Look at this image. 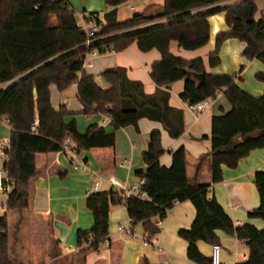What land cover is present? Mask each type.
Instances as JSON below:
<instances>
[{"label":"trees","instance_id":"obj_1","mask_svg":"<svg viewBox=\"0 0 264 264\" xmlns=\"http://www.w3.org/2000/svg\"><path fill=\"white\" fill-rule=\"evenodd\" d=\"M127 1L104 0L109 11L85 15L96 26L93 42L87 48L86 31L77 23L68 0H0V85L8 83L0 89V121L4 119L10 129L2 171L11 187L5 211L0 215V264L50 261L51 219L34 208L35 183L40 177L67 175V169L57 160L67 139L77 153H92L99 175L115 169V135L106 133L98 124L89 125L80 134L74 120L64 121L69 114L66 107L55 110L51 105V85L65 91L75 84L78 100L83 104L82 114L108 115L114 131L128 126L137 128L138 121L147 118L161 122L172 138H178L182 131V126L175 127L168 117L172 112V118L182 124L168 104L167 89L172 83L184 80L180 99L191 105L223 91L230 110L212 118L211 151L206 156L212 165L213 184L221 182L223 166L235 168L251 151L264 149V92L253 96L235 83V75L211 74L201 58L187 60L171 51L172 44L191 51L205 46L210 39L207 18L224 12L229 29L216 34L207 67L213 69L219 64V48L229 38L244 44V61L257 59L264 65V16L259 21L253 18L255 0L225 7L220 5L227 0H162L158 12L136 13L118 20L116 7ZM244 12L250 14V21L239 18ZM133 43L141 52L154 49L160 54V60L150 66L149 72L157 86L154 94L146 95L142 84L130 81L121 67L101 73L108 89L99 87L95 77L83 68L88 52L122 51ZM243 68L242 64L240 70ZM197 73L204 75L200 84L193 78ZM255 79L264 82V71L256 73ZM35 118L39 126L36 133H31ZM165 152L160 132L151 131L143 154L146 169L136 172L137 178L143 179L144 199H123L115 190L87 196L86 207L94 223L88 231L76 233L80 256L99 252L107 243L109 257H99L92 264H120L122 242L110 239L108 233L111 206L123 205L130 222L142 223L144 231L153 238L159 233L155 219H166L176 203L189 201L196 216L189 228L178 230V235L187 241L186 256L190 261L211 264L197 243L218 244L216 232L221 230L248 248V258L235 264H264V229L251 224L235 225L210 195L211 185L187 179L184 148L171 152L167 167L159 164ZM200 167L199 164L198 170ZM254 180L260 204L248 212V217L264 221V171H257ZM136 264L149 263L140 256Z\"/></svg>","mask_w":264,"mask_h":264},{"label":"crops","instance_id":"obj_2","mask_svg":"<svg viewBox=\"0 0 264 264\" xmlns=\"http://www.w3.org/2000/svg\"><path fill=\"white\" fill-rule=\"evenodd\" d=\"M74 8L77 23L83 28L95 27V23H89L85 19L87 13H99L100 15L111 8L105 5L104 0H68ZM132 0L116 7L118 20L130 18L128 12L135 11L136 7L130 4ZM141 1V0H137ZM243 0H227L220 5H237ZM162 4V0H161ZM143 7L151 9V0H144ZM131 6L134 9H131ZM256 13L253 18L259 21L264 14V0H255ZM145 14V13H144ZM150 14V13H147ZM224 12L209 16V50L212 52L215 45V37L218 32H226L229 27L225 22ZM244 44L238 39L229 38L219 48L220 62L210 69L203 58L195 53L185 52L172 44L171 51L181 55L187 60L201 58L206 71L211 74L235 75V83L241 89L253 96H261L264 92V82H258L255 74L264 71V65L257 59L244 61L241 54ZM160 60V54L154 50L141 52L133 43L122 51H106L95 57L89 58L90 66L83 68L95 77L99 87L108 89L107 83L101 73L108 68L121 67L126 71L130 81H138L142 84L144 93L152 95L157 91V86L150 78V66ZM243 64V70L240 66ZM184 80L174 82L167 89L169 93L168 104L176 113L174 116L182 120V124L168 117L175 127L182 126L181 135L172 138L161 122L142 118L138 121L137 128L128 126L114 131L111 120L103 114L83 115V104L77 97L76 85H70L67 90L59 91L55 85H51L50 103L55 110L65 106L69 112L64 119L66 123L71 120L76 122L77 130L84 134L89 125H102L105 132L115 135L116 165L110 173L98 174V165L91 152H79L78 159L85 165L86 170L74 169L71 158L64 153L58 152V162L67 169L64 178L58 176L40 177L35 183L36 193L34 208L38 212L48 214L51 219L49 230L51 258L47 264H92L99 257L108 258L109 250L107 243L100 247V251L81 257V250L77 246V231H88L94 223L91 211L86 207L87 196L92 192L115 190L109 183V178H114L123 187H131L138 183L136 172L146 169L143 154L146 152L150 132L157 130L161 134V146L166 151L160 158V166L167 167L171 164V152L179 147L185 150L186 175L189 181L196 180L211 185L210 195L223 208L224 212L232 219L235 225L251 224L256 229H264V221L258 218H249L248 212L257 208L260 197L255 185L254 174L264 171V149H256L250 152L246 158L241 159L235 168L222 167V180L216 184L211 181L212 165L206 156L210 153L211 121L216 115H221L230 110V104L225 99L223 91H219L212 105L196 119L188 107V104L180 99L184 88ZM8 83H2L0 89ZM224 100V101H222ZM10 129L5 120L0 121V151L1 145L9 142ZM73 145V144H72ZM5 156L0 155V168L4 163ZM200 164V169L199 168ZM96 183V185H94ZM11 191V189H10ZM7 193L0 195V215L5 211ZM195 209L191 202L176 203L167 212L166 219H155L159 233L150 238L144 231L142 223L132 224L127 216L123 205L111 206L108 212V233L110 239L122 242L123 252L120 264H136L140 256H144L149 264H195L187 256V241L178 235L179 229L189 228L195 219ZM60 221L68 228L65 240H59V231L54 227V222ZM120 226L131 228V233L119 230ZM218 244L222 247L221 260L224 264H235L248 258V248L235 236H230L218 230L216 232ZM197 247L201 254L209 258L211 244L198 242Z\"/></svg>","mask_w":264,"mask_h":264},{"label":"built area","instance_id":"obj_3","mask_svg":"<svg viewBox=\"0 0 264 264\" xmlns=\"http://www.w3.org/2000/svg\"><path fill=\"white\" fill-rule=\"evenodd\" d=\"M131 9H134L133 6H131ZM89 23H91L88 20ZM87 34V41L85 43L86 47L88 48L91 43L93 42V36H94V32H95V27H89V28H84ZM97 54H99L97 51H91L88 52L86 54V57L84 59L83 62V67L84 66H90L89 63V58L90 57H95L97 56ZM218 94V92L215 94L214 97H210V98H205L202 101H199L196 104H188L189 109L191 110L192 114L194 115V117L197 119L198 116L203 113L204 111H206L214 102V98L216 97V95ZM106 119H110V117L108 115H106ZM111 120V119H110ZM33 125L30 127V132L31 133H36L37 128L39 126V121L37 118H35V120L33 121ZM72 141L70 139H67L63 144H62V149H61V153H64V155L66 157H70L71 158V165L74 169H78L81 168L83 170H86L85 165L78 159V154L76 152V150L74 149L73 145H72ZM8 144L4 143L3 145H1V151H0V155L4 156V149L7 147ZM4 172V171H3ZM109 183L112 184L115 188H117L118 192L121 193L123 199H128L131 197H135L138 196L140 199H144L145 198V193L141 191V185H143V179H139L138 183H136L134 186L131 187H123L121 184H119L114 178H109ZM96 185V183L94 184ZM11 187L9 184V180L6 177V174L4 172V175L2 174V172H0V195L1 194H5L8 193L10 191ZM2 207L0 206V209ZM124 230L126 233L132 234L131 232V228L128 227H122L120 226L119 230ZM221 253H222V247L219 244H212L211 245V253L209 256V260L211 264H224L222 263L221 260ZM196 264V263H195Z\"/></svg>","mask_w":264,"mask_h":264},{"label":"rangeland","instance_id":"obj_4","mask_svg":"<svg viewBox=\"0 0 264 264\" xmlns=\"http://www.w3.org/2000/svg\"><path fill=\"white\" fill-rule=\"evenodd\" d=\"M143 2L144 0H141V1H137V0H132L130 2V4L134 5L136 7V10L135 11H130L128 12V16L130 17L132 14H136V13H155V12H158L161 10L162 8V4H161V0H151V4H153V7L151 9H145L143 7ZM209 42L203 46V47H200L196 50H185V52H191V53H195L197 54L199 57L203 58L204 61L207 63L208 62V57H209V54L211 53L210 50H209ZM154 50V49H152ZM151 51V50H149ZM156 51V50H154ZM157 52V51H156ZM158 53V52H157ZM224 101V100H222ZM0 172H2V174L4 175V172L1 170L0 168Z\"/></svg>","mask_w":264,"mask_h":264},{"label":"water","instance_id":"obj_5","mask_svg":"<svg viewBox=\"0 0 264 264\" xmlns=\"http://www.w3.org/2000/svg\"><path fill=\"white\" fill-rule=\"evenodd\" d=\"M264 16V14H263ZM239 18H241L243 21H250V14L247 13V12H244L242 14L239 15ZM193 78H194V81L196 82V84H200L203 82V79H204V75L201 74V73H197V74H193ZM54 227H56L59 231V240L61 242H63L66 238V236L68 235V228L66 227V225L60 221H55L54 222ZM160 264H165V263H160Z\"/></svg>","mask_w":264,"mask_h":264}]
</instances>
